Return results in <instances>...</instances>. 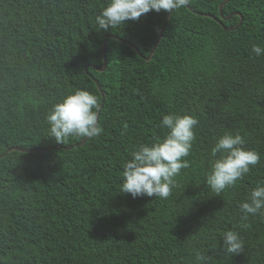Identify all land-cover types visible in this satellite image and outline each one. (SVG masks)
I'll list each match as a JSON object with an SVG mask.
<instances>
[{
	"label": "trees",
	"instance_id": "16d2710c",
	"mask_svg": "<svg viewBox=\"0 0 264 264\" xmlns=\"http://www.w3.org/2000/svg\"><path fill=\"white\" fill-rule=\"evenodd\" d=\"M223 1L105 31L95 17L109 0H0V154L48 148L0 157V264H264V210H241L264 185V56L251 51L264 47V0ZM77 90L99 98L103 131L57 143L47 115ZM168 114L199 121L189 166L167 199L121 192L125 163L165 137ZM228 131L260 160L217 194L211 148ZM228 230L242 252L225 253Z\"/></svg>",
	"mask_w": 264,
	"mask_h": 264
},
{
	"label": "clouds",
	"instance_id": "9594fccd",
	"mask_svg": "<svg viewBox=\"0 0 264 264\" xmlns=\"http://www.w3.org/2000/svg\"><path fill=\"white\" fill-rule=\"evenodd\" d=\"M190 0H109L108 5L95 17L99 30L137 20L149 11H173L188 6ZM251 51L256 57L264 56V47L253 45ZM99 98L87 90H77L67 95L62 102L53 106L47 115L51 137L63 143L70 136L92 138L103 129L98 123ZM197 118L190 115H164L160 127L168 129L162 140L151 145H142L132 153L124 165L121 192L138 196L167 199L176 186L175 177L181 169L187 168L184 159L190 153L195 139ZM245 139L240 133L225 132L211 148L215 159L207 175L206 183L212 191L220 194L236 182L260 160V154L244 147ZM245 216L256 215L264 210V185L255 187L248 200L241 205ZM222 248L225 253L242 252L244 241L235 230L223 233ZM203 257L197 256V260Z\"/></svg>",
	"mask_w": 264,
	"mask_h": 264
},
{
	"label": "water",
	"instance_id": "95a60500",
	"mask_svg": "<svg viewBox=\"0 0 264 264\" xmlns=\"http://www.w3.org/2000/svg\"><path fill=\"white\" fill-rule=\"evenodd\" d=\"M226 1H228V0H224V1L219 5V10H220L221 6L223 5V3H225ZM219 13H220V17L223 18V16H222V14H221L220 11H219ZM168 15H169V13L166 15L165 20L168 18ZM225 18H228V17H225ZM217 21L220 22L219 20H217ZM241 22H242V17L240 16V20H239L238 24H237L235 27L230 28V29L237 28V27L241 24ZM225 29H226V28H224V30H225ZM162 31H163V27L161 28V30H160V32H159V35L157 36L156 41H155V43H154V45H153L151 51L149 52V55L146 57V59H149V58H150L152 51L154 50V48L156 47V45H157V43H158V41H159V39H160V36H161V34H162ZM105 39H106V36L104 37V41L102 42V60H103V64H102V66L99 67V68L95 67V68H96L97 70H99V71L104 70L105 67H106V59H105V53H106V41H105ZM132 47H133V45H132ZM84 69H85V71H86V66L84 67ZM96 86H97V88L99 89V91H100V93H101V102H102L104 95H103V92H102V90H101V86H100V84L97 83V82H96ZM100 107H101V103H100ZM99 111H100V108H99ZM98 114H99V112H98ZM86 138H87V137L81 139L76 145L81 144L83 141L86 140ZM55 148H60V147H59V146H56ZM63 148H68V147H63ZM45 149H48V148H39V149L28 148V149H26V148L10 147V148H7L3 153H1V154H0V157L3 156V155H5V154H6L8 151H10V150H19V151H35V150H41V151H42V150H45Z\"/></svg>",
	"mask_w": 264,
	"mask_h": 264
}]
</instances>
